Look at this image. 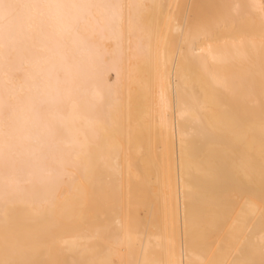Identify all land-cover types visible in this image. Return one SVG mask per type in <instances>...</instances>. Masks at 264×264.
I'll return each instance as SVG.
<instances>
[{"label":"bare ground","instance_id":"bare-ground-1","mask_svg":"<svg viewBox=\"0 0 264 264\" xmlns=\"http://www.w3.org/2000/svg\"><path fill=\"white\" fill-rule=\"evenodd\" d=\"M0 264H264V0H0Z\"/></svg>","mask_w":264,"mask_h":264}]
</instances>
